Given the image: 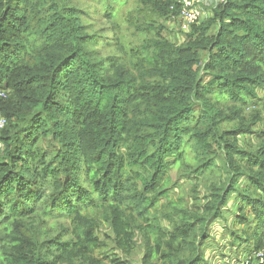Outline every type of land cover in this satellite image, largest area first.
<instances>
[{
    "label": "trees",
    "instance_id": "1",
    "mask_svg": "<svg viewBox=\"0 0 264 264\" xmlns=\"http://www.w3.org/2000/svg\"><path fill=\"white\" fill-rule=\"evenodd\" d=\"M209 6L0 0V264H211L228 214L264 264V0Z\"/></svg>",
    "mask_w": 264,
    "mask_h": 264
},
{
    "label": "rangeland",
    "instance_id": "2",
    "mask_svg": "<svg viewBox=\"0 0 264 264\" xmlns=\"http://www.w3.org/2000/svg\"><path fill=\"white\" fill-rule=\"evenodd\" d=\"M210 4L209 3H205V4H200V6L202 7L203 9V12H204V15L203 16H206L208 13H209V9H210ZM132 5L129 4V3H126L124 4L121 8H120V13L123 14L124 16V19H127L129 17V13L130 11L132 10ZM202 18V17H201ZM200 18V19H201ZM180 25H179V20L177 19L176 21H172V22H168L167 23V31H166V34L172 39V40H183V32L180 31ZM261 92V91H260ZM172 177L174 178L175 177V170H173L172 172ZM233 202L231 201L229 203V208L231 206H233ZM228 212V211H227ZM233 218H234V215H230L228 214L227 217H226V220L223 221L222 224L220 223H215L214 226H213V231L215 233V236H216V244H215V250H216V253L215 255H217L218 257L216 256H213L212 258H210V262L211 264H223V261H226L228 260L230 254L233 251V248L230 249V245L229 242L231 241V237H229V226H231V224L233 225ZM222 225H224L225 227H222ZM237 226L238 228L242 229L243 226H240V225H235ZM107 230V229H106ZM109 232V231H108ZM101 233V231H99V234ZM106 248L111 251V243L109 240H107V245H106ZM103 250L104 249H99L96 251V254H100V256H102L104 253H103ZM141 255V252L140 250H136L133 252V256H134V262L135 263H139V260H140V256Z\"/></svg>",
    "mask_w": 264,
    "mask_h": 264
},
{
    "label": "built area",
    "instance_id": "3",
    "mask_svg": "<svg viewBox=\"0 0 264 264\" xmlns=\"http://www.w3.org/2000/svg\"><path fill=\"white\" fill-rule=\"evenodd\" d=\"M219 0H178L180 28L186 31L191 23L198 22L203 16V9L200 4H216ZM8 91L0 88V97L5 98ZM4 119L0 120V127L4 124ZM258 256L264 261V249L258 253Z\"/></svg>",
    "mask_w": 264,
    "mask_h": 264
}]
</instances>
